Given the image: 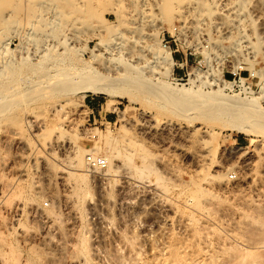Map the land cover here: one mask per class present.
I'll use <instances>...</instances> for the list:
<instances>
[{"label": "rangeland", "instance_id": "1", "mask_svg": "<svg viewBox=\"0 0 264 264\" xmlns=\"http://www.w3.org/2000/svg\"><path fill=\"white\" fill-rule=\"evenodd\" d=\"M69 1L76 3L75 9L79 7L81 12L74 9L65 22H60L62 25L74 24L68 28L70 31L66 30L68 33L72 32L75 39L69 42L75 51H70L67 59L76 64H80V59L93 62V55L103 48L100 45L97 47L96 35L99 31H104L103 39L107 48L115 41L112 50L123 52V59L126 62L130 60L128 64L137 61L135 66L144 84L142 83L139 90L130 89L136 97L132 101L127 98L108 101L104 96L82 93L79 95H84L83 100L78 103L73 94L40 96L42 92L35 87V79L38 74H43L45 69H40V72L35 69V74L33 71L27 73V82L22 85L23 89L19 90H30L28 88L32 87L30 95L25 96V99H21V96L13 97L11 105L8 103L5 109L0 111V192L5 196L0 207V244L4 243L0 245V254L3 255L4 252V256H7L13 251L18 259L4 261L0 255V264H35V255L43 259V264H68L69 261L72 264H120L127 255L126 248L130 246L128 244L131 243L135 248H140L142 258L152 264L157 260L171 258L172 252L174 255L187 253L188 257L197 258L203 248L200 242V234L203 236L206 233H203V230L221 237L227 236L228 233L218 221L219 210L232 204L234 195H228V192L221 191L217 186L214 177L220 173L218 166L229 167L230 172L228 170L225 173L232 183L237 180L245 164L250 170V177L252 175V179L261 180L264 167V131L246 134L233 128V125L240 122L237 123L231 118L222 115L207 117L206 108L204 111L193 107H190L189 111L182 110L185 109L184 106L179 108L154 94L148 95L147 91L149 88L157 89L158 86L161 88V84H164L171 90H187L191 97H188L190 102L198 100L192 98V95L202 92L200 99L212 104L211 108L215 107V104L231 103L237 106L248 104L250 109H264V91L260 79L251 76L240 53L228 54L224 48H228L230 42L222 40L215 30H211L210 34L209 29L202 28V34L207 32L212 39L218 41L222 50L218 49L217 54L210 47L211 43L200 40L204 39V35L197 32L191 36L174 14L160 17L162 21L155 14L154 17L152 15V20L147 19L149 24L145 23L146 20H139L140 25L130 26L126 16L129 5H123L122 10H119V3L115 0H83L84 3L81 4L75 0ZM24 3L27 4L26 1ZM26 4L24 5L27 6ZM46 6L47 2L45 8ZM115 8L118 9L116 11H119V15L112 10ZM3 10L5 17L7 10ZM25 13V8H22V16L14 14L12 21L19 16L20 23L12 25L10 30L7 29L11 32L2 30L0 40L5 39V43L9 45L8 49L12 50L13 54L16 53L14 58H19L21 53V56H25L28 52L31 53L28 56L32 57L29 58L30 64H35L43 53L42 48L51 43L48 33H45L47 37H44L43 31H51L55 36H61L63 28L58 27L60 31L57 35L58 29L55 28L54 32L47 26V30L38 31L40 22L36 20L40 17L45 20L51 15L50 11L41 10L37 15L42 14L36 16L37 19L33 18L37 24L29 29ZM71 18H76L74 23ZM128 26H135L137 35L140 32L143 37L140 36L139 39V36L131 34L130 30H134ZM120 32L127 38L124 37L121 43L119 39L113 40L114 37H119ZM151 33L156 34L158 47L164 50L170 47L174 65L167 72L153 60V54L147 49L148 44H151L148 36ZM47 38L50 41L46 42ZM165 42H168L166 47ZM19 45L21 48H18ZM259 48L261 55L249 59L257 70L264 69L263 45ZM99 61H102V58ZM225 80L233 82V86L222 88L220 85H223ZM213 91H218L219 94ZM109 105L113 109L109 110ZM262 117L261 120L264 119V116ZM166 121H171L176 127L161 131V124ZM137 122L143 124L140 123L141 130L137 128ZM229 122L234 124H228ZM242 124L253 126V123ZM176 128L177 131L174 130ZM52 137H58L54 139L74 148L69 151L54 145L50 147L47 144L53 140ZM199 143L200 146H203V143L205 147L199 148ZM182 148L188 152L201 149V165H197L189 156L181 154L179 149ZM115 152L118 155L113 165L119 166L116 173L107 172L108 162L105 169L91 167L88 163L87 159L91 156L106 159L112 158ZM63 159H67L66 162ZM74 160L76 161L73 163ZM72 163L75 166L73 168ZM68 165L71 166L68 167L69 171L74 175L68 177L69 187L62 184L59 175L61 170L66 168L64 166ZM134 166L142 171V176L137 177L139 174L135 173ZM147 166L148 171L147 168L144 170ZM84 170L87 171V185L75 200L76 194L74 195L70 185L74 181L73 177L83 174ZM193 189L200 190L199 203L191 196ZM65 197L69 199L65 200ZM37 207L43 209V217H48L44 220L45 223H42L45 227L33 218ZM81 239L86 241V256L79 252ZM231 242L237 244L231 239L225 241L223 259L229 257L226 253L235 254L234 251L237 250L243 255L245 248L230 246ZM63 246L64 248H61ZM231 249L235 250L232 252ZM252 252L249 257L254 253L255 257L258 255V264L264 261V246L260 245ZM255 257H252L253 260ZM260 258L262 260H259Z\"/></svg>", "mask_w": 264, "mask_h": 264}, {"label": "bare ground", "instance_id": "2", "mask_svg": "<svg viewBox=\"0 0 264 264\" xmlns=\"http://www.w3.org/2000/svg\"><path fill=\"white\" fill-rule=\"evenodd\" d=\"M25 1L27 2V4L24 3ZM75 1L79 4H81L83 2V0H75ZM115 1H117L119 3V8H120L119 10H122L121 7L123 5H127V6L129 5V8L127 9V12H126V16L128 18L127 22L129 20L130 26L131 25H137V26L140 25V24H138L139 20H143V21L146 20L145 23H147V21L152 20V18L154 17L155 14H156V16H159V19H161L164 16L174 14L176 19L180 21V24L183 26V29L186 30L190 35L191 34L195 35V34H197V32H200V35H201L203 32L202 28L209 29L210 31L208 30V33L210 32V34H212L211 30H215L217 32L216 34H220L219 37H221L222 40H225V41L228 40L230 42V44L228 43L229 47L227 48V46H226L227 49L224 48L228 52V54L229 53H240L241 54V56L243 57L242 60L246 64V69H248L250 71L251 76H256L260 79L262 90L264 91V69H260V70L254 69L253 61L249 60L250 58L254 59L256 56L261 55V54H259L260 45H263L262 56L264 57V0H115ZM46 2H47V6L45 8ZM21 3H24L27 6H25L24 4H21ZM75 5H76V3H72L69 0H46V1L45 0H0V35H1L2 30H5V32H6L7 29L8 30L12 29V25H14L16 23H20V17H19L20 15L19 14H21V16H22V8H25V12H26L25 14L27 15V17L26 16L25 17L27 18V21L29 22L28 25H30L29 29H31L30 27L35 26V24H37V22H40V23H38L40 25V27L37 28L38 31H41V29L47 30V27L51 28V30H53V31L55 30V28L57 30L58 27L60 29L63 28L61 33H60L61 36H59V34H58L60 29H58L56 31V35L58 34L57 36L54 35L55 31L53 32L54 34H52L51 31H49V32L43 31L44 37H47V35L45 36V33H48V38H50L51 41L48 38H47L48 40H46V39H44V40H46V42L50 41L51 43L50 44L48 43V45L45 46L46 48H44V49L42 48L43 53H41L40 57H38V61L36 60L37 62H35V64H33V63L30 64L29 58L31 59L32 57L28 56L29 54L31 55V53H28V52L25 53L26 54L25 56H21L22 55V53H21V55H19L20 56L19 58L17 56H15V58H14L13 55H15L16 53L13 54V51L12 50L10 51L8 49L9 45L7 43H5V39L1 38L2 40H0V111H3L8 103L9 104H10V102L12 103L11 99L13 97L21 96V99L22 98L25 99L24 98L25 96L30 95L29 92L32 91V89H33L32 87L28 88L30 90H26L27 89L26 88L25 90L20 91L19 89L22 90L23 89L22 85L25 82H27L26 81V79H28L27 73H30L29 71H33V73H34L35 69H38L39 72H40V69H42V70L45 69V72L43 74H38L39 72L36 70L37 71L36 73L39 76L38 77L36 76L37 78L35 79L36 80L35 87H37L39 90H41L42 93L40 96L45 95V97L46 96L51 97L52 95H54V96L65 95L66 96L67 94H73L78 103H81L83 100L84 95H79L82 93H89V94L94 95V96H104L105 98H107L108 101L115 100L116 98H120V99L127 98L130 101L136 99L135 94L132 93L130 91V89L133 88V89L139 90L140 86L143 83L142 82L143 78H141V76L138 72V68H137V66H135V64L137 65V61H135V62L133 61L134 65H132L133 62L131 64H128V62L130 60L128 62H126V60L123 59L124 58V57H122L123 52H120L119 50H117V52H115L114 50H112L114 48H111V47L115 43V41H114V43H112V45L109 44L110 48H107V44H106V42H104V39H103V32L104 31L103 32L99 31L100 33H98L96 35L98 38L97 47L100 45L104 49L101 48V51L97 50V54L93 55V59H92L93 62H85V61H82L80 59V64H76L71 59L70 60L67 59L68 53L70 51H75L71 47V44H69L70 41L73 42V40H75V39H73L72 32L68 33L66 31V30H68L69 27H71L72 24L71 25L70 24L65 25V23H64V25H62L60 22L62 20L65 22V19L75 9V7H74ZM115 6L116 5H114V7ZM3 9L7 10V13H6L7 15H5V17L2 14V12L5 11ZM77 9L80 10L79 7H77ZM77 9H75V10L77 11ZM116 9L117 8L112 9V10L115 12L116 15H119V11H116ZM41 10L50 11L51 15L49 14L50 16H48L45 20H43L42 17H40V19L36 20L37 19L36 16H39L42 14V13H39V15H37V13ZM18 11H19V13H18ZM76 11L74 13H76ZM79 12H81V10ZM79 12H77V13H79ZM46 13H45V15H46ZM14 14L19 15V16H16V19L13 22L12 19L14 18ZM11 15H13V17H11ZM152 15H153V17H152ZM8 16L11 18H9ZM33 18H36L35 20L37 22L34 21ZM148 18H149V20H147ZM75 19L76 18H74V20L72 19L73 23L75 22ZM162 20L163 19H161V21ZM31 21H34L35 23L31 22ZM150 23H152V22H150ZM60 24L63 27H61ZM147 24H149V22ZM153 24H155V23H153ZM19 25H20V27L22 26V24H19ZM19 25H17V28L19 27ZM73 25H72V27H73ZM137 26H136V28H137ZM152 26H154V25H152ZM66 27H67V29H66ZM134 27L133 28L129 27V29L134 30ZM23 28H24V26H23ZM19 29H21V28H19ZM137 29H139V28H137ZM14 30H13V32H14ZM33 30H36V29L33 28ZM33 30H32V33H34ZM37 30H36V33H37ZM68 31H70V30H68ZM134 31L130 30V33L131 34L134 33V35L139 36V39H140V36H142L141 35L142 33L139 32L138 33L139 35H137L138 30L135 31L136 33ZM8 32H11V31H8ZM141 32H142V30H141ZM24 33H25V31H24ZM50 33L52 35H50ZM122 33L120 32V35H118L119 37H116V38L114 37L113 40L117 39L116 41H118V39H119V43H121L125 37V35L123 36ZM208 33L206 32L205 35L202 34V36L204 35V39H200V40H203L202 42H204V43L205 42L208 44L211 43V46L210 45L209 46L212 47V50L214 49L213 52L218 51V49L221 51L222 48L220 49V44H218V41L215 39H212ZM2 34H4V32ZM16 34H19V33L17 32ZM156 34H157V32H156ZM156 34L151 33L150 35H148L150 37L149 43L151 41V44L150 45L148 44L149 47L147 49H149V53L151 52L153 54L152 55L153 56L152 58H154L153 60H156L163 67V69L167 72L168 70H170L173 67L174 61H173V58L171 56V52L169 49L165 48L166 50H164V49H162V47L160 48L157 46ZM18 36H20V34ZM40 36L42 37V34ZM58 36H59V38H57ZM136 36H134V37H136ZM202 36H201V38H203ZM60 37H62V38H60ZM134 37L132 36V38H134ZM33 38H34V36H33ZM29 39L30 38H28V40ZM139 39H137V40H139ZM32 41L33 40L31 39V42ZM42 41H43V39H42ZM132 42H133V40H132ZM136 43H138V41H136ZM20 45L18 48H21ZM118 45L120 46L121 44H118ZM37 46H36V49H37ZM39 46H41V45H39ZM117 46H114V47H117ZM194 46H196V44ZM146 47H147V44H146ZM120 48H122V47H120ZM128 48H129V46H128ZM22 50H23V48H22ZM42 50H40V51L42 52ZM19 51H20V49H19ZM37 51H38V49H37ZM36 53H38V52H36ZM224 53L225 52H223V55H224ZM216 54H217V52H216ZM226 55H227V53H226ZM262 56L260 58H262ZM100 58H102V61H99ZM148 63H149V61H148ZM146 64H147V62H145V65ZM154 66H157V65H154ZM144 80H145V78H144ZM241 82L243 83V81H241ZM222 84L223 85H220V86H222V88H223V86H225L226 88L227 87L230 88L233 86V82L227 81V80H225ZM163 85L164 84H161V88H159V86H158L157 89L155 88L153 90H150V88H149V91H147L148 95L154 94L157 97L163 98V100H167L166 101L167 103H172L174 105H177L178 107L184 106L185 109H182V108L181 109L186 110V111H189L190 107H193L194 109L198 108L201 111H204L206 108V109H208L207 115H206L207 117L209 115L210 116L222 115L224 117L231 118V119L235 120L237 123L240 122V124L238 123L234 126L233 125L234 123L233 124L230 123L231 121L228 124H232L233 128H235L236 130H240L246 134H250V133L258 134L259 133L258 131H264V119L261 120L263 118L262 116H264V109H262V108L250 109L248 104L247 105L245 104L246 106L245 105L243 106L242 104H241V106H239V105L237 106V105H233L231 103L230 104L229 103H227V104L226 103H219L218 105L215 104V107L213 106V108H211L212 106H210V105H212V104L207 103V101L205 102L202 99H200L202 94H203L202 92L195 93V95H192V98L195 97L198 100L195 102H190L191 100L190 101L188 100V97H190L189 96L190 94L187 90H171L169 87H167V86L165 87V85L164 86ZM213 92H215V91H213ZM7 93H11V94H7ZM217 93H218V91H217ZM217 93L215 92V94H217ZM19 99H18V101H19ZM253 101L256 102L255 99ZM248 103H249V101H248ZM109 108L113 109L111 107V105L108 106V109ZM259 120H261V122H259ZM140 123L139 122L136 123V126L139 130H141L140 128H141V124H142V123L141 124ZM242 123H246V124L250 123V125H251V123H253V126L247 127V126H244V124H242ZM175 127H176V125L173 124L171 121H166V122H163L161 124L160 130L161 131H166V130H170V129L172 130ZM178 128H181V127L178 126ZM174 130L177 131L178 129L176 128ZM54 138L57 139L58 137H54ZM54 138L47 145H49L50 147H52L54 145L58 148H62L65 150L69 149V151H70V149L74 148L71 145L67 146L66 143L61 144L60 143L61 140L57 141ZM198 145L200 146V143ZM202 145L205 147V145L203 143H202ZM203 146H200L199 148H201ZM263 146H262V148H263ZM175 148L177 149V147H175ZM179 150H180L181 154H183L184 156H189L191 158V160L193 162H195L197 165H201V163L203 162V156L201 154V152H203V151L201 149H200L201 151L195 150L193 152H190V151L188 152L187 150H185V148L184 149L182 148ZM117 155H118V153L115 152L112 158L106 157V159H104L109 164V169L107 170L108 173L109 172L110 173H116L119 170V166H117V164L113 165V162L115 161V158ZM263 155H264V153H263ZM244 156L246 157V154ZM63 160L65 161L67 159H63ZM75 161L76 160H74L73 163ZM73 163H72V165L70 164L72 166V168L75 167ZM70 165L64 166L66 168L62 169L61 170L62 172L59 174L60 180L63 182L62 184H64L65 186H68V187L70 184L68 182V180H69L68 177L69 176L71 177V175H73L70 172L71 170L69 171L70 168H68V167H71ZM133 168L136 171L135 173L137 175L139 174V176H137V177H140L143 175L142 171H139L138 168L136 169L135 166ZM146 168L148 171L149 170L148 166L145 167L144 170ZM228 168L229 167H225L223 165L218 166L220 173H218L217 176L215 175L216 177H214L216 182H217V186L221 189V191L224 190V191L228 192L227 193L228 195L230 193L234 195L233 196L234 202L232 204H230L228 206H224L221 210L218 209L220 212V216L218 218L219 220L218 219L217 220L220 222V224L228 232V233H226L227 236L221 237L220 235H215L209 231L203 230V233L206 232L203 236H201V234H200V237H201L200 242H201L203 248L201 249L200 253L197 255L198 256L197 258L188 257L187 253L186 254L177 253L176 255H174V253L172 251H170L172 253H171V258L168 257L169 260L168 259H164L162 261L157 260L156 262H153V264H258V260H257L258 255L256 256L257 258L254 255L255 253L253 254V256H251V258L249 256L254 249H256L257 247H260V245H262V247L264 246L263 245L264 244L263 243L264 242L263 241L264 240V237H263L264 236V167L262 169L261 180H258V178H256V180H255V179H252V175L250 177V173H249L250 170L248 168V165L245 164V166L242 167L237 180L233 183L230 182L226 177L225 172H227L229 170ZM75 170H77V169H75ZM231 170H232V168H231ZM49 171H51V170H49ZM22 172H24V171H22ZM86 172L87 171L84 170L82 172L83 174H81L75 178L73 177L74 181H72V183H71L72 185H70V189H73L74 195L76 194L75 195L76 197L74 196V198H76L75 200L78 199L77 197H79V195L84 191L85 185H87V183H86ZM229 172H230V170H229ZM140 174H142V175H140ZM199 191L200 190H198V189H193V191L191 192V196L193 197L194 200H197L198 203L201 201V200H199V197H200ZM4 198H5V196H4L3 192H0V207L4 202ZM68 199H69V197L68 198L65 197V200H68ZM71 201H73V200H71ZM71 201H70V203H71ZM189 201L191 202L190 199H189ZM68 203H69V201H68ZM126 204H128V203H126ZM196 204H197V202H196ZM68 206H71V205H68ZM199 206H200V204H199ZM196 208H197V205H196ZM69 209H70V207H69ZM72 209H73V207H72ZM73 212H74V214L76 213L75 211H73ZM33 214H34L33 218L35 220H37L38 222H40L41 224L45 223L44 220L46 218H48L47 216L43 217L45 213H44L43 209L38 208V207L35 209V212ZM74 214H73V216H74ZM190 216H191V214H190ZM74 220H75V216H74ZM187 225H189V224H187ZM183 226H184V223H183ZM221 229H222V227H221ZM3 238H5V237H3ZM229 239H231L232 241L237 243V244H234L231 242L230 246L233 245V246L238 247V248H239V246H240V248H245V250L243 249V255H241V252L238 250H237V252L238 253L240 252V254L236 255L238 253L236 251H234L236 249L235 248V249H233L235 254L232 253L233 251L231 249L232 254L229 255L230 252L226 253V254H228L229 257L227 256L228 258H226V257L224 259L222 258V256L225 254L224 253L225 252V250H224L225 241H229ZM80 242H81V244H80L81 248H80L79 252L82 255L86 256L87 255V253H86L87 252L86 241H85V239H81ZM1 244H4V243L1 242ZM128 245H130V246H127V248H126L128 256L126 255L125 256L126 258L124 257V259L122 261H120L121 262L120 264H152V263L145 261L144 258H142V256H141L142 254L140 253L141 250L139 251L140 248H138V249L135 248V246L132 243L128 244ZM61 248H64V246ZM228 248H229V246H228ZM4 250H6V249H4ZM34 253L38 254L36 252H34ZM34 253H33V255H34ZM2 254L3 255H1V254L0 255L3 256L4 261L5 260L10 261L12 259H14L13 261L18 260V259H16L17 257L15 256V253L13 251L7 256H4V252ZM172 254H173V256H172ZM35 256H36L35 260H37V262L35 264H43V259L40 258L38 255H35ZM252 257H255L256 259L254 258V260H253ZM220 258H222V259L219 260ZM40 259H42V261ZM259 260H262V259L260 258ZM84 261H85V259H84ZM263 262L264 261L262 260L259 262V264H261ZM30 264H31V262H30ZM68 264H72V262L69 261Z\"/></svg>", "mask_w": 264, "mask_h": 264}, {"label": "built area", "instance_id": "3", "mask_svg": "<svg viewBox=\"0 0 264 264\" xmlns=\"http://www.w3.org/2000/svg\"><path fill=\"white\" fill-rule=\"evenodd\" d=\"M167 44L168 42H165L164 46L166 47ZM167 48L169 49L170 47H167ZM87 160L91 167L98 168V169H105L107 167V162L101 157L91 156Z\"/></svg>", "mask_w": 264, "mask_h": 264}]
</instances>
